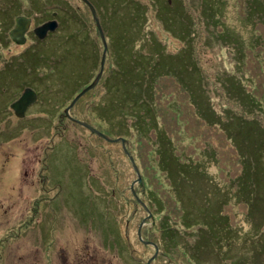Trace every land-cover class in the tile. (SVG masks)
<instances>
[{"label": "trees", "instance_id": "obj_1", "mask_svg": "<svg viewBox=\"0 0 264 264\" xmlns=\"http://www.w3.org/2000/svg\"><path fill=\"white\" fill-rule=\"evenodd\" d=\"M95 2L103 29L111 28V34L113 27L119 31L118 38L113 40V36L110 37L114 68L112 70L107 64L102 73L100 85L103 93L94 105L95 117L103 123L106 127L104 131L112 139H118L120 132L130 139H143L144 143L141 141L138 147L144 153L145 147H148L146 150L153 149L156 137L159 145L165 142L172 150H177L174 156L168 158L160 155L158 159H150L146 156L147 165H143L144 170H139L142 185L146 176L150 177L148 184L145 182L149 186L145 191L152 200L149 206H152L147 209L158 210L160 216L157 230L162 235V243L158 245L163 246L166 255L180 251L182 258L192 264H264V17L258 13L257 1L233 0V6L227 0ZM238 4L240 6L236 7ZM149 8L153 10L156 23L158 52L151 59L141 61L136 60L140 57L139 53H134L141 48L136 44L137 32L142 23L146 24L145 16L150 13ZM234 8L238 10L236 15ZM16 10L14 8L12 14ZM42 19L41 23L48 20ZM53 32H49L47 37L52 36ZM29 36L30 39L31 36L36 41L38 39L33 32ZM126 46L131 51L127 59L128 72H124L121 66ZM35 52L39 56L37 50ZM91 59H86L82 65L84 73L80 80L84 82L80 84L81 88L75 89L76 93L91 82L98 58L90 64ZM224 59L229 62V67L221 62ZM24 61L22 58L18 63L20 66H7L4 69L8 72L5 74L8 82L4 86L0 84L1 95L7 94L6 87L13 81L12 70L16 68L23 71L26 68ZM51 61L52 65L56 60L51 58ZM51 71L52 67L48 74ZM77 77L74 68L73 79ZM58 79L61 78L57 76ZM105 80L107 83L110 81L111 86H106ZM54 82L57 81L52 80L51 84ZM212 82H218L217 87ZM168 84L179 86L183 95L177 96ZM17 86L23 87L12 92V97L30 84H23L20 79ZM162 86L164 92L159 89L158 94V87ZM91 94L89 91L84 95ZM230 100L234 101L238 109L226 104ZM4 103L0 101V111L4 110ZM73 107L69 112L73 111ZM187 108L192 116L197 117V126H205L201 133H185L186 124L182 122V116ZM11 113L14 115L13 110ZM164 115L170 117V120L175 117L176 124H182V130L185 131H182V139L179 126L173 127L176 131L174 137L159 132L166 130L167 124L162 119ZM24 117L17 121L26 125L31 123L26 122ZM215 126L223 136V141H230L229 150L218 146V137L214 135ZM211 137H214V144L209 140ZM179 138L181 140L178 144L176 140ZM63 143L69 147L68 153L74 155V149L71 152V146L66 141L59 146ZM106 143L117 145L119 154L115 158L114 153L109 157L105 152L104 162L109 164V167L104 166L105 169L111 174L113 163L122 166L120 160L123 163L125 161L132 170L121 144L118 141ZM222 152L230 159L227 160L229 163L221 165L224 162ZM85 153L88 159H95L90 150L85 149ZM54 158L51 154L50 160L54 161ZM184 158L188 159L187 163ZM233 165L239 169V175L234 178L230 176L234 170ZM211 166L215 167L214 171H211ZM162 172L167 178L168 188L174 191L172 200L179 204L178 209L185 218L180 220L181 224L184 223L183 229L181 225L174 226L169 221L174 220L167 209L168 204L172 207V201L166 196L168 192L161 190ZM187 175L189 177L185 178ZM223 177L229 180H221ZM242 206L248 216H238L240 220L236 219L235 222L234 215L229 216V212H238ZM196 213L204 215L205 224L203 222L202 226L190 224L189 217ZM257 219L261 222H257ZM156 221L154 218V223ZM232 222L236 225L232 226ZM193 226L197 228L195 236L186 231ZM224 227L230 231L225 235ZM104 231L106 233L107 230ZM233 235H236V239ZM117 240L113 249L121 253V259L125 261L130 241L126 238ZM136 262L139 263L138 260Z\"/></svg>", "mask_w": 264, "mask_h": 264}, {"label": "rangeland", "instance_id": "obj_2", "mask_svg": "<svg viewBox=\"0 0 264 264\" xmlns=\"http://www.w3.org/2000/svg\"><path fill=\"white\" fill-rule=\"evenodd\" d=\"M227 1L233 6V0ZM255 1L258 3L260 17H264V0ZM239 6L240 4L236 7ZM14 8L17 10L12 14ZM237 11L236 8L233 9L235 15ZM148 13L145 16L146 24L142 23L137 32L136 44L141 48L134 52L139 53L140 56L136 60H149L158 52V33L155 30L153 10L149 8ZM84 14L77 0H0V84L4 86L8 82L5 75L8 72L4 70L7 66L10 68L20 66L18 63L22 58L26 66L23 71H18L16 68L12 70L13 83L6 87L7 94L1 95L0 92V101L5 102L2 107L4 110L0 111V264H192L182 258L180 251L166 255L163 246L158 245L162 243V235L160 236V231L157 230L160 216L158 210L147 209L152 206H149L152 200L147 197L145 191L149 187L146 183L148 184L150 177L146 176L144 185L138 184L133 169L131 170L125 161L123 163L120 160L122 166L117 162L113 163L110 174V171L105 169L109 167V164L104 162L105 152L109 157L114 153L117 158L119 147L101 141L98 136L84 127L73 123L72 125L65 119L66 117L61 119L63 108L74 95L75 64L72 48L76 45V41L72 36L77 28H83L87 40L86 52L94 53L91 63L98 58L93 77L100 71V59L104 51L100 41L101 34L91 18L84 22L83 19H86ZM20 18H27L30 23L24 33L25 41L17 43L10 39L9 33L16 29L17 23H23ZM42 18L48 19V22L59 20L60 24L57 23V29L52 36L37 41L32 36L30 39L26 33L29 28L34 30V27L42 22ZM86 24L91 28L89 33L84 29ZM161 25L159 21V26ZM118 34L119 31L114 27L112 34L108 30L103 33L107 43L103 64L108 63L112 70L114 59L110 50V37L113 36L114 40L115 37L118 38ZM149 38L151 41H148ZM40 44L41 47H38ZM125 49V58L121 60V66L124 72H128L127 59L131 51L128 46ZM51 58L53 61L56 60L55 64L51 65ZM225 60L221 62L229 67V62ZM230 64L232 67V63ZM50 67L52 71L48 74ZM57 76L61 79L57 80ZM20 79L23 84H30L27 87L37 96L28 106L26 118H23L26 122L31 121L28 125L17 121L20 119L11 113L9 107V104L17 100L22 93L19 91L18 95L15 94L17 96H11L12 92L22 89L23 86L21 88L17 86ZM52 80L57 82L51 84ZM83 82L84 80H80V84L83 85ZM212 83L217 87L218 82ZM168 85L177 96L183 95L179 86ZM159 89L160 92H164V86L158 87V94ZM90 92L92 93L90 96L84 95L75 103L73 111L70 112L71 116L89 123L106 137L107 132L104 131L106 127L94 115L96 113L94 105L100 99L103 89L99 86L98 89ZM226 104L236 107L233 100L227 101ZM162 119L167 124L166 130L159 132L174 137L176 131L173 127L179 126L182 139L185 132L182 130V124L177 125L175 117L170 120V117L164 115ZM197 120L187 108L182 116V122L186 124V134L202 132L205 126L198 127ZM215 131L218 146L229 150L230 141H223L224 138L216 126ZM120 135L121 132L117 141L121 147H124L127 156L133 157L139 175V170H144L143 167L147 165L146 156L150 159L152 157L158 159L160 155L168 158L177 153V150H172V147L165 142L159 145L157 137L154 139L153 149L146 150L148 147H145L144 153L138 147L141 141L142 144L144 143L143 139H130L128 136ZM180 138L176 143L179 144ZM212 139L214 140V137L209 138L211 143H213ZM63 141L71 146V152L74 149V155L68 153L69 147L65 143L59 146ZM85 149L90 150L95 159H88ZM51 154L55 156L54 161L50 160ZM222 155L224 162L221 165L229 163L227 160L230 159L223 152ZM185 161L187 163L188 159ZM215 166L217 167V164ZM233 167L234 170L230 175L232 178L239 175V169L237 170L234 165ZM210 169L214 171L215 167L211 166ZM156 175L158 176L159 173L156 172ZM188 177L187 175L185 178ZM160 180L161 190L168 192L166 196L172 201V207L168 204L167 209L174 220L169 221H172L174 226L181 225L183 229L184 223L181 224L180 220L185 218L181 216L179 204H175L172 200L174 191L168 188L164 172ZM221 180L227 181L229 178L223 177ZM246 212L242 206L238 212L230 211L229 216L234 215L236 222V219L240 220L239 217L248 216ZM225 214L226 212L223 213L224 216ZM154 218L157 220L156 223ZM189 219L190 224L202 226L204 215L196 213ZM235 222L231 225L235 226ZM257 222H261L260 219H257ZM189 228L186 231L195 236L197 228L194 226ZM228 232L230 231L224 227L223 234ZM107 237L109 241L106 242ZM119 238L130 241L129 259L122 255L125 261H122L121 253L113 249ZM233 238L236 239V235L235 237L233 235ZM154 242L158 245L156 252L150 244ZM151 257L153 261L149 262Z\"/></svg>", "mask_w": 264, "mask_h": 264}, {"label": "water", "instance_id": "obj_3", "mask_svg": "<svg viewBox=\"0 0 264 264\" xmlns=\"http://www.w3.org/2000/svg\"><path fill=\"white\" fill-rule=\"evenodd\" d=\"M85 1L89 6H90V10L92 12V14L94 15L95 17V11L93 9V7L86 1V0H83ZM22 19L23 23L22 24H19L17 23L16 24V29L14 30H11L10 33H9V37L12 41L14 42H17V43H21V42H24L25 40V37H24V33H25V30H27L28 28V24L30 23L29 19L27 18H20ZM96 19V17H95ZM97 21V27L99 28V24H98V20L96 19ZM57 27V23L55 21H49L41 26H38L36 28H34L33 32L34 34L40 39H44L45 36L47 35L48 32H53ZM100 34H101V39H102V42H103V45H104V51H103V55H102V62L100 63V71H99V74L97 75L95 81L93 83H91L88 87H86L84 90H82L79 94H77L74 99L72 100V102L70 103V105L65 109V113H67V111L69 110V108H71L73 106V104L85 93L87 92L88 90L92 89L97 81L99 80L100 76H101V72H102V65H103V58H104V52L106 51V44H105V41H104V38H103V35L101 33V30H100ZM35 100V93L29 89V88H26L24 90V92L21 94V96L19 97V99L12 103L10 105V108L14 111V114L15 116L19 117V118H22L24 116V112L25 110L27 109V107L32 103L34 102ZM80 125H82L83 127H85L86 129H88L91 133H94L96 134L97 136L103 138V139H106V140H109L108 138H106L103 134H101L100 132L96 131L94 128L90 127L89 125H87L86 123H83V122H79L77 121ZM114 142L117 141V139H114L112 140ZM127 155V153H126ZM130 162H131V165L134 169V171L136 172L137 174V171H136V167L134 165V162H133V159L131 156H128ZM138 175V174H137ZM139 183H140V178H138L137 180ZM132 190V189H131ZM134 195V194H133ZM155 251L156 248H155Z\"/></svg>", "mask_w": 264, "mask_h": 264}, {"label": "flooded vegetation", "instance_id": "obj_4", "mask_svg": "<svg viewBox=\"0 0 264 264\" xmlns=\"http://www.w3.org/2000/svg\"><path fill=\"white\" fill-rule=\"evenodd\" d=\"M79 3H80V5H81V9L84 11V17L86 16V20H88V18H91L92 19V16H91V13H90V10H89V8H88V6L84 3V2H82L81 0H77ZM94 8H95V10H96V13H97V9H96V2H95V0H87ZM66 5V4H65ZM64 5V6H65ZM59 13H61V12H59ZM97 16H98V18H99V22H100V25H101V28H102V32L104 33V31L105 30H108V31H110L111 30V28H108V29H103V25H102V22H101V20H102V18H101V16L97 13ZM93 20V19H92ZM45 22H48V20L47 21H45ZM45 22H43V23H45ZM43 23H41V24H43ZM56 23H59L60 24V21L58 20V22L56 21ZM40 24V25H41ZM58 25V24H57ZM39 26V25H38ZM83 27V26H82ZM35 28V27H34ZM84 29L85 30H87V33H89L88 31H90L91 30V28H90V26H89V24H86V27H84ZM32 30H33V28H29V30H28V32L26 33V36L27 35H29V33L30 32H32ZM47 37V36H46ZM86 37V36H85ZM84 37V34H83V28L82 29H80V28H77V31H74V33H73V36H72V38H73V40H75L76 41V45L74 46V48H72V49H74V53H73V61H74V64H75V69H76V74L78 73V77L76 78V79H74V89H76V88H80V77H81V75L84 73L82 70H81V68H82V65H84V61L86 60V59H90L91 57H92V55H93V53H87L86 52V47H85V44H86V38ZM104 39H105V36H104ZM74 42V41H73ZM105 43H106V40H105ZM77 46V49H75V47ZM106 48H107V43H106ZM84 52H85V54H84ZM83 54V55H82ZM89 62H90V64H91V60H89ZM108 64V63H107ZM107 64H105L104 65V68H105V66L107 65ZM95 77V76H94ZM106 77H108V75H106ZM101 79H102V75H101V77H100V80H99V83H101ZM105 84H106V86H107V84L108 85H110L111 86V82L109 81V83H107V80H105V82H104ZM73 89V90H74ZM60 94V93H59ZM61 95V94H60ZM59 103H62V102H59ZM57 104V103H56ZM57 105H60V104H57ZM28 109V108H27ZM53 113V112H52ZM70 113V112H69ZM70 115V117L71 118H73L72 116H71V113L69 114ZM64 116V115H63ZM64 118H65V116H64ZM62 119V118H61ZM60 119V120H61ZM65 119H67L68 121H70L67 117L65 118ZM74 119V118H73ZM71 122H73L74 124H76V125H78V126H81L80 124H78V123H76V122H74L73 120H71ZM58 129V128H57ZM122 151H123V153H124V155L126 154V152H125V149H124V147L122 146ZM126 156V155H125ZM127 157V156H126ZM46 168L48 169V166L46 165Z\"/></svg>", "mask_w": 264, "mask_h": 264}, {"label": "bare ground", "instance_id": "obj_5", "mask_svg": "<svg viewBox=\"0 0 264 264\" xmlns=\"http://www.w3.org/2000/svg\"><path fill=\"white\" fill-rule=\"evenodd\" d=\"M138 238L140 239V234L138 233ZM144 243H146V242H144ZM151 245H152V247L154 248V250H155V248H156V250L158 251V247H157V245H155L154 243H150ZM156 252V251H155ZM156 258V257H155ZM150 261H153V259H152V257L149 259V262Z\"/></svg>", "mask_w": 264, "mask_h": 264}]
</instances>
